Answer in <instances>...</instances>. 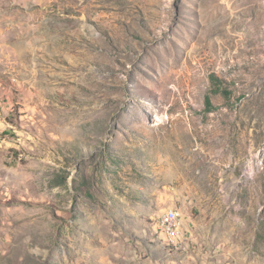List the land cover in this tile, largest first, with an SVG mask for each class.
<instances>
[{"label":"rangeland","instance_id":"1","mask_svg":"<svg viewBox=\"0 0 264 264\" xmlns=\"http://www.w3.org/2000/svg\"><path fill=\"white\" fill-rule=\"evenodd\" d=\"M0 264H264V0H0Z\"/></svg>","mask_w":264,"mask_h":264},{"label":"built area","instance_id":"2","mask_svg":"<svg viewBox=\"0 0 264 264\" xmlns=\"http://www.w3.org/2000/svg\"><path fill=\"white\" fill-rule=\"evenodd\" d=\"M156 230L169 245L176 248L183 238L180 213L176 209L166 210L160 216Z\"/></svg>","mask_w":264,"mask_h":264}]
</instances>
